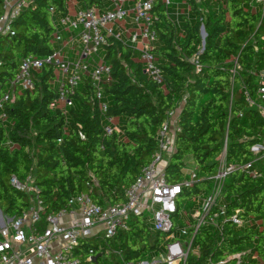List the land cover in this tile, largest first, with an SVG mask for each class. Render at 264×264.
<instances>
[{
  "label": "trees",
  "instance_id": "obj_1",
  "mask_svg": "<svg viewBox=\"0 0 264 264\" xmlns=\"http://www.w3.org/2000/svg\"><path fill=\"white\" fill-rule=\"evenodd\" d=\"M68 1L28 0L11 23L14 35L0 36V98L22 59L43 58L56 49L55 19L68 14ZM76 1L80 9L106 5L105 0ZM252 1L203 0L198 6L195 0H173L182 6L175 16L173 2L155 0L150 14L156 41L150 52L162 72V83L144 73L140 54L124 39L108 37L94 58L110 67L109 79L101 86L104 113L88 75L82 77L66 112L60 106L51 109L58 96L57 73L43 66L34 75L33 90L16 91L14 101L3 105L0 211L13 218L29 205L27 194L10 183L11 177L20 184L32 178L44 218L69 211V200L81 193L101 206L122 203L124 191L156 152L167 113L180 108L166 179L181 183L187 166L195 169L198 179L183 186L173 223L184 210L188 221L180 225L194 224L193 199L211 189L223 152L226 163L237 166L225 179L218 199L224 213L217 218V227L206 222L199 228L192 244L198 253L186 264H264V160L251 170L242 168L254 159L251 149L264 144V118L258 109L264 108L259 93L264 81L260 77L264 20L260 22ZM108 117L120 132L104 134ZM163 240L164 235L153 232L147 216L141 214L113 238L81 239L70 260L137 264L157 254Z\"/></svg>",
  "mask_w": 264,
  "mask_h": 264
},
{
  "label": "built area",
  "instance_id": "obj_2",
  "mask_svg": "<svg viewBox=\"0 0 264 264\" xmlns=\"http://www.w3.org/2000/svg\"><path fill=\"white\" fill-rule=\"evenodd\" d=\"M27 1L2 0L0 36L14 35L11 23L27 6ZM162 1L169 5L173 0ZM154 2L155 0H134L132 8L127 10V0H105L103 9L79 8L73 17L67 14L56 18V49L46 57H26L20 61L16 75L0 98V119H5L3 105L14 101L16 91L34 89V75L45 65L53 67L57 73L58 96L50 104L51 109L60 106L66 112L72 106V97L82 77L88 75L99 108L101 112H106L107 105L102 102L101 86L103 81L109 79L110 67L101 59L96 62L94 58L106 44L108 37L124 39L123 35L128 31L120 30L118 25L129 14L133 32L128 33L125 41L140 54L144 73L157 84L162 83V72L154 64L150 52L156 41L152 29L154 18L150 14ZM252 4L258 10L261 22L264 20V0H253ZM234 73L235 70H232V75ZM260 77L264 78L263 72ZM259 93L264 100V81L261 82ZM249 103L254 105L252 101ZM258 109L264 118V108L258 106ZM105 121V135L120 132L112 118L108 117ZM176 121L175 111L167 113L157 135L156 152L150 163L140 170L132 185L124 191V201L120 204L97 205L88 194L81 193L69 200V211H61L57 215H47L44 218V207L37 189L33 186L32 178L29 177L25 183L20 184L11 177L10 183L27 194L29 205L24 212L13 218L2 215L0 211V264H73L70 257L81 239L99 235L105 239L113 238L119 231H127L130 219L141 214L147 216L153 232L164 235V240L160 251L151 262L140 261L137 264H186L191 255L198 253L192 244L199 228L206 222L217 227V218L224 213V207L217 205L218 199L225 179L237 166L228 165L223 152L218 160L216 173L211 178V189L193 199L195 207L191 218L194 224L175 225L173 215L177 212V199L182 188L192 185L198 179L195 169L187 166L183 169L185 177L181 183L167 182L165 168L174 152ZM251 152L254 159L242 167L245 170H251L254 163L264 160V144L255 145ZM216 207L218 210L211 215ZM232 220L242 225L237 217L233 216Z\"/></svg>",
  "mask_w": 264,
  "mask_h": 264
},
{
  "label": "crops",
  "instance_id": "obj_3",
  "mask_svg": "<svg viewBox=\"0 0 264 264\" xmlns=\"http://www.w3.org/2000/svg\"><path fill=\"white\" fill-rule=\"evenodd\" d=\"M69 2H70V5L68 4V9H69L68 15L71 16V17H73L76 14L77 10L79 9V5H78V3H77L76 0H69ZM132 2H134V0H127V3L129 4V7L131 6V3ZM176 5H177L178 11H179V9H181L182 6L179 5V4H177V3H176ZM173 8H174V6H172V11H174ZM130 9H128V10H130ZM175 16H176V14H175ZM130 17H131V14H129L128 18H130ZM127 25H129V26L127 27ZM119 29L120 30H126V31H128V33L129 32H133V26L131 25L130 21L127 22V20H126V24L122 27V29L120 27H119ZM128 33H126V34L123 35L124 40H127ZM179 112H180V108L177 109V111L175 112V114H176L175 116L176 117H178Z\"/></svg>",
  "mask_w": 264,
  "mask_h": 264
},
{
  "label": "rangeland",
  "instance_id": "obj_4",
  "mask_svg": "<svg viewBox=\"0 0 264 264\" xmlns=\"http://www.w3.org/2000/svg\"><path fill=\"white\" fill-rule=\"evenodd\" d=\"M202 1H203V0H195L196 4H197L198 6L201 5V2H202ZM68 4L70 5V2H69V1H68ZM133 4H134V2H132V3H131V6L129 7V4L127 3L126 6H125V8L128 10V9L132 8ZM172 6H174V8H173V10H174L173 12H174V13H173V14L175 15V14L177 13V11H178V8H177V5H176L175 2L172 3ZM126 20H127V22L131 21L130 18H126ZM126 20H125L124 22H122V23L119 24V27H120L121 29H122V27L126 24ZM128 26H129V25H127V27H128ZM175 115H176V114H175ZM2 215H3V213H2ZM180 221H181V222H187V221H188V215L186 214V212H185L184 210L181 212V214H180V218L177 220L176 225H177V223H178V224H181ZM99 244H100V242H99ZM156 256H157V254H156V253H153V254H151L150 258L143 260V262H145V263L151 262Z\"/></svg>",
  "mask_w": 264,
  "mask_h": 264
},
{
  "label": "water",
  "instance_id": "obj_5",
  "mask_svg": "<svg viewBox=\"0 0 264 264\" xmlns=\"http://www.w3.org/2000/svg\"><path fill=\"white\" fill-rule=\"evenodd\" d=\"M200 35L202 38V45H204V39H205L206 34H205L203 27L200 28Z\"/></svg>",
  "mask_w": 264,
  "mask_h": 264
}]
</instances>
